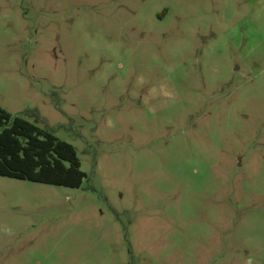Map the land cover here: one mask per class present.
I'll return each mask as SVG.
<instances>
[{"label": "rangeland", "instance_id": "obj_1", "mask_svg": "<svg viewBox=\"0 0 264 264\" xmlns=\"http://www.w3.org/2000/svg\"><path fill=\"white\" fill-rule=\"evenodd\" d=\"M0 108L87 174L0 177V264H264V0H0Z\"/></svg>", "mask_w": 264, "mask_h": 264}, {"label": "trees", "instance_id": "obj_2", "mask_svg": "<svg viewBox=\"0 0 264 264\" xmlns=\"http://www.w3.org/2000/svg\"><path fill=\"white\" fill-rule=\"evenodd\" d=\"M0 177L79 189L87 174L72 144L0 108Z\"/></svg>", "mask_w": 264, "mask_h": 264}]
</instances>
